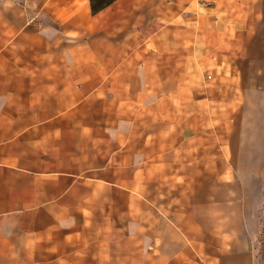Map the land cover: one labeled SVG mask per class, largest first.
<instances>
[{
	"label": "rangeland",
	"instance_id": "374dc122",
	"mask_svg": "<svg viewBox=\"0 0 264 264\" xmlns=\"http://www.w3.org/2000/svg\"><path fill=\"white\" fill-rule=\"evenodd\" d=\"M14 73L41 86L19 100L40 170H56L40 174L41 203L60 204L50 231L97 252L87 264H209V234L178 224L200 185L249 176L261 153L264 188V145L237 143L247 122L264 140V0H0V85ZM79 132L82 154L61 161Z\"/></svg>",
	"mask_w": 264,
	"mask_h": 264
},
{
	"label": "crops",
	"instance_id": "0c3cea01",
	"mask_svg": "<svg viewBox=\"0 0 264 264\" xmlns=\"http://www.w3.org/2000/svg\"><path fill=\"white\" fill-rule=\"evenodd\" d=\"M0 85V264H87V259L99 261L97 252L80 249L77 241L58 240L56 234L50 231L55 225V210L60 204L55 199L47 197V201L40 200V174L51 177L55 169L40 170V129L33 117V108L20 103L24 96L39 94L40 82L34 76L24 73H14L16 81L8 82L2 79ZM30 77V79H28ZM27 81V82H25ZM55 88H53L54 90ZM98 90H104L98 87ZM55 91V90H54ZM145 89L143 88V93ZM14 98L8 104V97ZM102 96V95H101ZM25 112H32L24 116ZM63 113V112H62ZM54 115L48 118V125L57 127ZM244 136L237 143L245 145H261V136H247L249 130L257 129L252 122L244 124ZM261 128V127H260ZM259 128V129H260ZM178 132V131H177ZM252 132V131H251ZM79 132L73 149L67 156L60 157L63 162H71L78 154H82L79 144L87 142V138ZM184 133V129L183 132ZM207 144L214 141L207 137ZM227 140L232 144L231 138ZM81 141V142H80ZM213 150L207 153V160H212ZM35 154V166H34ZM31 160L29 165L23 161ZM263 156L256 159V165L247 164L245 169L251 171L249 176L233 180H218L215 184L209 182L200 185L198 195L191 203L188 223L178 222L179 225H192L195 233L207 232L208 242L213 248H208L209 264H264V221L261 227L254 226L257 205V195L262 191L263 182L260 177ZM27 170L34 181L30 185H23L18 177ZM253 170H256L255 172ZM68 175H76L72 170L60 171ZM248 173V172H247ZM70 188V187H69ZM68 188L63 191L65 194ZM257 191V192H256ZM41 208L49 214L46 226L41 228L27 218L38 217ZM179 227V226H178ZM180 228V227H179ZM186 231L185 229H183ZM187 232V231H186ZM81 258H85L82 261Z\"/></svg>",
	"mask_w": 264,
	"mask_h": 264
}]
</instances>
